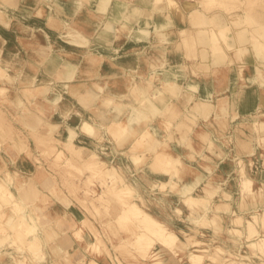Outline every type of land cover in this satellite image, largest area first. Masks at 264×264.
Wrapping results in <instances>:
<instances>
[{"label": "crops", "instance_id": "0c3cea01", "mask_svg": "<svg viewBox=\"0 0 264 264\" xmlns=\"http://www.w3.org/2000/svg\"><path fill=\"white\" fill-rule=\"evenodd\" d=\"M14 1L2 4L0 20V64L15 76V83L5 82L8 100L0 105L13 133L12 138L0 136V174L6 170L15 176L17 197L28 195L20 199L33 210L45 258L36 259L30 251L7 244L0 247V264H80L82 260L90 264V257L98 264H109L106 250L91 254L83 242L72 238V229L82 223L83 211L71 197L52 194L55 183L48 169L41 170L33 161L39 150L30 133L42 130L47 136L59 133L61 143L73 140L82 147V155H87L95 148L96 137L80 130L83 121L93 123L97 133L103 134L110 150L104 158L109 161L125 153L144 128L159 126L164 108L174 104L180 117L184 113L193 117L185 139L175 130L168 140L186 164L179 174L180 182L198 179L194 191L201 195L210 183L215 191L209 200L210 211L224 217L228 227L235 216L242 217L255 208L262 210L264 168L256 174L247 172L253 154L261 150L258 138L264 137V130L257 132L253 125L257 116L264 120V68L259 75L253 55H231L226 64L217 67L201 63L199 47L189 56L180 34L181 29L192 27L188 14L185 19L172 15V24L160 29L166 33L159 36L155 24L164 22L162 13L141 17L132 8L139 0H129L126 8L118 2L112 12L99 10L96 0L86 1L76 10L78 0ZM38 5L43 6L41 15L36 12ZM50 17L55 20L52 24ZM121 19L126 21L122 24ZM164 77L175 82V94L164 90ZM142 97L151 103L141 105ZM200 101L209 102V106L201 107ZM113 120L128 124L129 134L123 140L104 129ZM201 133L207 134L213 146L201 139ZM158 136H154L155 143L161 141ZM191 154L194 158H189ZM239 160L252 180L254 196L241 192ZM143 191L146 194L147 189ZM44 193H48L46 201L41 199ZM179 195L176 192L175 196ZM184 218L191 221L180 217ZM98 220H93L97 228L101 226ZM118 231L112 222L108 234L114 242ZM86 237H90L89 232ZM107 248L125 261L109 241Z\"/></svg>", "mask_w": 264, "mask_h": 264}, {"label": "bare ground", "instance_id": "6f19581e", "mask_svg": "<svg viewBox=\"0 0 264 264\" xmlns=\"http://www.w3.org/2000/svg\"><path fill=\"white\" fill-rule=\"evenodd\" d=\"M84 2L86 0L78 1L74 10L78 7L80 8ZM118 2L126 8L128 7L127 3L130 1L115 0L112 2V0H96L95 5L97 4L96 6L99 10L112 12L115 10V5ZM199 2V0H139L137 4L132 5V8L141 17L144 15L152 17L154 12L162 13L164 22L161 25L155 24L157 33L161 32L160 29L162 30L168 24H171L172 15L185 19V14H188L187 17L192 27L180 30L183 45L186 49L194 46L197 48L198 46L200 49V62L206 63L208 66L210 64V67L226 64L231 55L238 58L246 54L247 45L254 41L256 49L250 54L254 56L257 61L256 63H258L256 64L258 72L263 69L264 58L260 60L258 56L264 50V0H254V2L246 0H203L206 5H210L208 7L216 6L209 15L202 12V9L199 8ZM38 6L36 12L41 13L43 6ZM253 7L261 8L262 11L252 13L251 8ZM237 9L239 10V15L234 14ZM225 13H228V15H225ZM259 16H263V20ZM228 18L229 21H227ZM0 20L2 19L0 18ZM121 20L123 22L125 19ZM242 24L247 25V27L240 28ZM210 25L212 26L211 29L209 28ZM233 26L236 27L233 28ZM213 27L220 29L217 35H215ZM229 30L231 31V35L227 34ZM186 31L193 32L190 35L191 38H188ZM141 32L146 33L147 31L141 30ZM164 32L166 33V31ZM220 42L225 48L221 46ZM238 46L244 48V50L238 54H227V49H237ZM234 59L239 63L238 59ZM230 63L233 65V61H230ZM14 79L15 76L10 72V68L0 64V105L8 100L5 97L7 88L5 82L13 84ZM150 80L152 81L154 78L152 77ZM166 81L168 82L169 80L165 78L163 85ZM170 83L173 87L166 91L175 94L176 84L173 81ZM30 91L31 89L27 90V92ZM152 97L156 98V94L153 93ZM149 102L150 100L142 97L138 103L145 106L149 105ZM205 103L207 104H204L203 108L209 106V102ZM2 112L0 108V134L3 135L6 133V128L2 126V122L5 120V117L2 118ZM192 121L193 117L191 114H186L185 118L180 117V113L174 104L170 107L166 106L160 115L159 126L154 125L144 128L136 134L125 153H122V155L118 154L117 156L114 155L109 161L104 158L108 154L107 152L110 151L108 142L102 133H97V129L89 121H83L79 128L86 135L95 136L94 141L96 145L85 156L82 155V147L73 140L61 143L59 133L54 136L45 135L42 132L43 130L41 132L30 133L33 137L32 141L35 143L36 148L39 149V153L48 152L51 164L57 167H65L67 173L56 178L54 176L58 172L55 173L56 170L54 172L50 170V175L55 173L52 176L55 186L50 191L58 197H71L76 205L83 210L82 223L77 226L74 225L75 227L71 233L72 238L77 243L83 242L86 251L96 255L106 250L109 264H185L184 261H186V264H264V206L262 210H258L259 213H253L252 217L246 219L245 228L247 230L244 234L242 231H238V229H236L237 232H233L235 230L232 229L233 227L230 229V231L232 230L230 233L236 235L234 236L236 240L229 243L227 242L230 240L228 236L226 238H211L207 233V228H210V223L216 217V212L210 211V207L208 208L210 199L202 196L194 197V188L197 185L198 179L196 181H189L188 183H181L179 174L186 164L178 156L172 158L165 156L167 152H170L167 149L168 140L173 138L169 134L175 130L180 132V129L189 127ZM6 122L8 124L9 120H6ZM253 122L257 132L264 130L263 119L260 120L257 116ZM104 129L117 140H123L129 134L126 122L113 120ZM160 131H162V136L160 135ZM73 133L71 130L70 134ZM156 135H159L158 137L161 140L158 142L161 143L159 146L153 144L154 136ZM203 136H201L203 140L204 138L206 139L204 134ZM263 138L260 136L258 138V146L262 150H264ZM205 142L210 145L212 140L208 139ZM29 152L26 151L28 156L30 155ZM149 153H154V156ZM42 157H44V154ZM33 161L41 170L42 168L47 169L43 164L44 161H36V156ZM238 164L242 171V178L240 180L241 192L254 196L252 180L247 175H244L241 160L238 161ZM165 176L168 177L165 178ZM14 177L6 170L3 171V174H0V247L10 244L19 250L30 251L36 259H44V253L41 251V238L37 233L38 227L32 217L34 214L33 210L27 204H23V201L20 199H24L28 195L17 197V194H15ZM79 178L80 181L78 180ZM61 184L63 185L59 186ZM206 186L205 188L209 187V189L210 186L212 187V185ZM144 187L149 193L151 192L147 195L148 198L145 197ZM192 190L194 191L193 193ZM212 190L214 189L212 188ZM212 190L205 192V195L209 194L208 192L210 191L212 192ZM176 192L180 193L177 197L175 196ZM156 193H160L166 197L173 195V199L170 203L167 202L165 206H161L158 209L145 210L144 206L148 207V204L151 203L152 194ZM46 195L48 193L41 194L43 201L47 200L48 196L46 197ZM161 200L164 201L165 198H161ZM183 216L196 224L198 228L196 235H192L181 229H175L172 221L168 220L170 217H178L180 219ZM97 217L101 224L99 228L93 224V220ZM216 219L218 218L216 217ZM237 219L239 218L237 217ZM112 222H115L119 229L116 234V242L112 241L108 234ZM214 225L212 226L214 227ZM218 225L217 223L215 227L220 226ZM86 232H89L90 237H86ZM108 241L122 254L125 261L121 260L117 254L115 256L111 255L109 249L103 247ZM127 247H130L129 250ZM243 249H246V251ZM179 255H182V257ZM89 259L90 264H98L95 258L90 257ZM81 262L80 264H83V260Z\"/></svg>", "mask_w": 264, "mask_h": 264}, {"label": "rangeland", "instance_id": "374dc122", "mask_svg": "<svg viewBox=\"0 0 264 264\" xmlns=\"http://www.w3.org/2000/svg\"><path fill=\"white\" fill-rule=\"evenodd\" d=\"M1 2H0V18H1V14H2V7L3 6H1L3 3H8V4H12L11 3V0H0ZM14 1V0H13ZM78 1H80V0H78ZM86 1H89V0H86ZM194 1H198V0H194ZM200 2L198 3L199 4V8H201L202 9V12L203 13H205L206 15H209V13H212L213 11H212V9L214 8V7H216V6H212V7H208V6H210V5H206L204 2H203V0H199ZM246 1H252V2H254V0H246ZM15 2V1H14ZM247 3V2H246ZM212 5H214V4H212ZM254 5V4H253ZM39 7V6H38ZM37 7V8H38ZM258 11H262V9L261 8H256V7H253V8H251V12L252 13H256V12H258ZM185 13H187V12H185ZM37 14L38 15H41L42 14V12L41 13H38L37 12ZM234 14H236V15H239V10L237 9V10H235V12H234ZM225 15H228V13H225ZM260 17V19L261 20H263V16H259ZM55 20H53L52 19V17H50L49 19H48V22H49V24H52L53 22H54ZM227 21H229V18L227 19ZM122 23V22H121ZM123 24V23H122ZM171 24H172V22H171ZM231 24V23H230ZM232 25V24H231ZM236 26H233V28H235ZM241 27H247V25H245V24H242V25H240V28ZM209 28L211 29L212 28V26L210 25L209 26ZM249 28V27H248ZM66 29V28H65ZM213 29H214V33H215V35H217L218 34V30H220V29H218V28H215V27H213ZM250 29V28H249ZM67 30H69V29H67ZM187 32V31H186ZM185 32V33H186ZM164 31H161V32H159L158 34H159V36H160V34H163L164 35ZM187 34H188V38H191L190 37V35L191 34H193V32H187ZM227 34H230L231 35V31L229 30V32L227 33ZM227 39V38H226ZM221 43V42H220ZM221 46L223 47V48H225L224 47V45L221 43ZM196 50V48H195V46L194 47H190L189 49H187V51L189 52V56L191 55V54H194V51L193 50ZM256 49V44H255V42L254 41H252L250 44H248L247 45V47H246V51H247V53L248 54H250L251 52H253L254 50ZM244 50V48H242V47H237V49H227V54L228 55H231V54H238V53H240L241 51H243ZM260 57V58H259ZM264 58V50H263V52L258 56V59H260V60H262ZM166 79L168 80V78L166 77ZM170 82H172V81H170ZM169 81L167 82H165V84L163 85V88H164V90H167V89H169V88H171L172 89V84L170 83ZM206 105L207 103H205V102H203V101H200V105H201V107H203V105ZM172 105V104H171ZM171 105H168V107H170ZM5 117V120H3L4 122H2V126H4L5 128H6V133L5 134H0V136H11V138H12V127H11V125H10V121H9V123L7 124V122H6V120H8V118L6 117V115L2 112V118H4ZM186 117V113H184L183 114V116H182V118H185ZM5 122H6V124H5ZM187 129H188V131H187ZM189 129H191V127L189 126V127H186V128H182V129H180V132L179 131H177L179 134H180V136L182 137V139H185L186 138V136H187V134H188V132H189ZM185 132H187V133H185ZM181 131H182V133H181ZM32 133V132H31ZM173 133V132H172ZM172 133H170L169 134V136H172ZM39 135H41L40 133H38ZM184 134V135H183ZM186 134V135H185ZM204 135H205V137H206V139L204 138V140H203V138L202 137H204L203 136V133H201V138H202V140L203 141H206V140H208L209 138L206 136V133H204ZM31 137H32V134H31ZM208 138V139H207ZM172 139V138H171ZM32 140H33V137H32ZM153 144H155L156 146H159L161 143H155V141L153 142ZM185 146H187V149L189 150H192V147H191V144L190 143H186L185 144ZM211 146H213L212 145V143L210 144V147ZM261 148V147H260ZM158 150H161L160 148H157ZM167 149H168V151H170V152H167V154H165V156L166 157H176V156H178L176 153V151H175V147H174V144L173 145H171V144H168V147H167ZM210 149V148H209ZM39 150V149H38ZM30 153V152H29ZM46 153V154H45ZM45 153H38L37 154V156H36V161L38 160V161H44L43 162V164L45 165V167L48 169V172H50V170L52 171V172H54L55 170V173H57V174H55L56 176H54L55 178L56 177H61L64 173H67L66 172V170H65V167H57V166H55V165H53V164H51L52 162H51V160H50V154H48V152H46L45 151ZM43 154H44V157H42L43 156ZM149 154H151V153H149ZM40 155H42V156H40ZM151 155H153L154 156V153L153 154H151ZM29 156H31V153H30V155ZM49 156V157H48ZM41 157V158H40ZM179 157V156H178ZM37 158H39V159H37ZM45 158V159H44ZM190 158H194L193 157V155L191 154V157ZM49 159V160H48ZM49 161V162H48ZM262 162V163H261ZM48 164V166H46ZM50 164V165H49ZM52 167V169H51V167ZM55 166V167H54ZM49 167V168H48ZM194 167L197 169V167H196V165L194 164ZM57 168V169H56ZM247 168H248V173H252V174H256L257 172H260L261 171V169L262 168H264V150H262V148H261V150H258L255 154H253V157H252V160L251 161H249V163L247 164ZM58 170V171H57ZM59 171H60V173H59ZM64 171V172H63ZM50 174V173H49ZM54 174H52L51 176H53ZM65 175V174H64ZM242 175V174H241ZM244 175H247V174H245L244 173ZM80 177V176H79ZM166 177H168V176H165V178ZM69 178V177H68ZM81 178V177H80ZM80 178L78 179L79 181H80ZM70 179V178H69ZM232 181H234V179L232 178L231 179ZM200 184H202V182H200ZM63 184H61V185H59V186H62ZM210 186L211 184L210 183H206L205 184V186ZM58 186V185H57ZM205 186H204V189H207V190H205V192H207L208 190H212V188L213 187H211L210 186V189H209V187H207V188H205ZM194 191L192 190V193H193ZM196 193V192H195ZM195 193H193V195H195L194 197H199V196H202V197H207V198H211V196L215 193L214 192V190H212V192L210 191V192H208L209 194H206V195H201V194H195ZM211 193V194H210ZM148 194H150L149 192H146V195H145V197L146 198H148ZM242 194H246V193H244V192H242ZM247 195V194H246ZM48 195H46V197H47ZM152 198H151V203L150 204H148V207L147 206H144V208H145V210H151V209H154V208H156V209H158L159 207H161V206H165L166 204H167V202L168 203H170L171 201H172V199H173V195H170V196H168V197H166V196H162L160 193H156V194H152V196H151ZM161 198H165V200L163 201V200H161ZM46 199H48V198H46ZM139 202H140V200H138ZM23 204H24V202H22ZM164 204V205H163ZM205 205V204H204ZM208 206V205H207ZM208 208H209V206H208ZM82 210V209H81ZM258 210L259 209H257V208H255L254 210H252L251 212H249L247 215H244V216H242V217H240V216H236V218H234V223L233 224H231V227H228L227 225H228V223H227V221H226V219L223 217L222 219H221V217H219L218 216V214L216 213V217L218 218V219H216V217L213 219L214 220V222H213V220H212V222L210 223V228H207V233L209 234V236L211 237V238H222L223 236V238H226V236L225 235H228V237H230V240L229 241H227V242H229V243H231L232 241H234V240H236V238L234 237V236H236L234 233H230V232H232V230L230 231V229L232 228V229H238V231H242V233L244 234L245 232H246V230H247V228H245L246 226H245V222H246V219H248V218H250V217H252V214L253 213H259L258 212ZM83 211V210H82ZM237 217L239 218V219H237ZM237 219V220H236ZM165 220H167L166 218H165ZM168 220H171L172 221V224H173V226L175 227V229H181V230H184L185 232H188V233H190V234H192V235H196V233H197V231H198V228H197V226H196V224H194L193 223V221H189V222H187V219H176V217H171V218H168ZM218 221V222H217ZM219 224L218 226L219 227H217V229H215L216 227H215V225L216 224ZM215 224V225H214ZM193 225V226H192ZM212 225H214V227L212 226ZM223 226V227H222ZM228 228H227V227ZM235 227V228H234ZM216 230H214V229ZM191 230H193V231H191ZM235 230H233V232H237V230L235 231ZM214 231V232H213ZM223 240V239H222ZM227 245V244H226ZM104 248H106L107 247V244H105L104 246H103ZM129 248L130 247H127V249L129 250ZM244 251H246V249H243ZM110 254V253H109ZM180 257H182V255H179ZM115 261H117V260H115Z\"/></svg>", "mask_w": 264, "mask_h": 264}]
</instances>
